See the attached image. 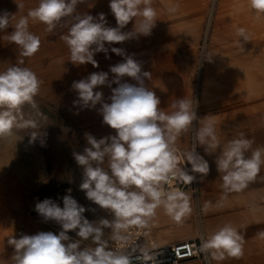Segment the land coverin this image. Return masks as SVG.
Listing matches in <instances>:
<instances>
[{"label": "clouds", "instance_id": "obj_1", "mask_svg": "<svg viewBox=\"0 0 264 264\" xmlns=\"http://www.w3.org/2000/svg\"><path fill=\"white\" fill-rule=\"evenodd\" d=\"M15 3L19 9L24 7L23 3ZM83 3L85 0H39L36 7L18 19L6 10L0 12V32L14 29L2 39L14 43L19 52L17 63L0 71V140L13 136L14 129L38 128L37 120L26 119L23 112L25 105L38 109L35 97L42 85L37 74L25 66L24 58L33 57L41 47L40 37L29 30L30 20L46 25L50 34L58 28L67 29L59 38L68 48V61L74 65L90 63L94 68L99 67L94 59L96 53L103 52L110 59L105 42L114 44L150 36L156 26L158 13L152 6L153 0H110L115 27L108 26L103 12L96 16L78 12L77 6ZM249 6L257 19H264V0H249ZM168 11L175 13L176 7ZM133 20V29L122 31ZM236 34L244 42L250 41L245 28H238ZM238 44L243 47L240 39ZM110 51L123 57L122 62L109 68L113 78L109 79V72H93L73 81L71 90L77 93L74 106L96 109L103 124L115 130L114 135L100 139L85 133L87 146L82 153H73L77 164L83 167L80 190L112 219L89 220L85 213H94L96 209L78 203L71 188L57 200H37L34 211L43 221L55 222L61 230L58 234L41 231L21 234L19 238L11 236L7 240L14 248L11 264H161L157 257L162 253L154 251L157 245L148 247L134 242L132 229L138 230L137 237L149 236L160 209L176 225H183L192 215V196L173 184L191 185L197 179L182 163H189L191 172L200 174L201 180L207 177L210 166L195 146L183 154V160L177 154V141L189 130L194 131L195 140L206 154H215L219 149L215 158L222 190L218 206L230 193L248 188L264 167V147L254 148V140L242 132L222 144L215 120L198 118L187 98L175 100L171 112L161 109L159 97L145 85V78L150 80L151 73L142 72L134 54H126L118 47H111ZM125 76L136 83L123 81ZM113 84L117 86L113 88ZM101 86L111 89L110 103L102 91L95 90ZM194 121H198L199 127H194ZM36 136L33 131L30 143ZM58 200H62V207ZM210 203H205V211ZM250 210L255 211V206ZM70 231L78 239L71 238ZM256 236L264 239V229ZM199 240L195 254L203 253L206 261L221 262L244 255L245 236L230 222L207 235L201 234ZM176 254L179 256V249Z\"/></svg>", "mask_w": 264, "mask_h": 264}, {"label": "rangeland", "instance_id": "obj_2", "mask_svg": "<svg viewBox=\"0 0 264 264\" xmlns=\"http://www.w3.org/2000/svg\"><path fill=\"white\" fill-rule=\"evenodd\" d=\"M16 2L23 3L24 7L19 9L15 0H0V12L6 10L16 14L18 19L26 16L30 8L36 7L39 0ZM109 2L85 0V3L77 6V11L96 16L110 9ZM171 7H176L175 13L168 11L172 19L179 20V23H173L176 25L173 28L179 29L174 39L177 45L165 50L154 61L142 65V72L151 73L150 80L145 78V85L159 97V107L171 112L175 100L187 98L191 100L198 118L215 120L222 144L242 132L246 138L254 140V148L264 147V49L261 51L264 48V19L256 18L249 0H170L167 10ZM106 19L108 26L114 25V17ZM238 28H245L249 33L248 44H254L253 39L260 36L263 46L237 47L241 39L236 34ZM13 30L9 27L0 32V71L15 65L18 60L17 46L2 39ZM29 30L40 37L41 47L33 57L24 58L25 66L37 74L42 85L35 97L38 109L33 110L25 105L23 112L26 119L37 120L38 128L14 129L13 136L0 140V264H11L14 248L7 243L11 236L19 238L21 234L34 235L41 231L58 234L61 230L55 222L43 221L34 211L37 200H57L66 194V189L71 188V194L78 203L96 209L94 213H85L89 220L112 219L108 212L87 200L85 192L80 190L83 167L77 164L73 156L74 152L82 153L87 146L85 133L97 139L115 134V130L103 124V117L96 109L74 106L77 93L71 90L73 81L86 78L93 72L105 71L100 64L101 56L105 53L94 56L98 68L90 63L74 65L68 61V48L59 38L67 29L58 28L55 34H50L46 25L30 20ZM169 79L175 80L177 85L163 88L165 86L162 87V84ZM123 81L136 83L127 76ZM159 85L161 87L158 89ZM116 86L112 85L113 88ZM95 90L102 91L106 102L110 103V88L101 86ZM238 94L245 96L235 97ZM96 107L98 109L100 105ZM193 124L199 127L198 121ZM33 131L37 132V136L30 143ZM192 145L196 146L197 153L210 166L203 180L197 173L198 192L185 191L192 196V216L196 228L192 236H175L168 241L176 242L206 233L203 229L205 225L211 229L220 221L230 222L234 226L241 224L250 228L251 242L258 247V251L235 263L264 264V239L256 236L259 230L264 229V167L248 188L240 193H230L218 206L222 190L215 158L219 149L215 154H206L204 147L195 140L192 130L182 134L177 141V147L182 150ZM203 200L211 202L207 211L204 210ZM58 202L62 207V200ZM253 206L255 211L250 210ZM190 220L191 217L184 224L188 226ZM172 222L171 219L162 222L156 231L160 228L176 233L179 225ZM68 234L78 239L74 231Z\"/></svg>", "mask_w": 264, "mask_h": 264}, {"label": "crops", "instance_id": "obj_3", "mask_svg": "<svg viewBox=\"0 0 264 264\" xmlns=\"http://www.w3.org/2000/svg\"><path fill=\"white\" fill-rule=\"evenodd\" d=\"M168 1L170 2V0H163V1L153 0L152 6L156 9L158 15H157L156 26L153 28L152 34L150 36H139L138 38H132L125 42L114 43V44H108V42H105V47L109 48L108 56H110V59H108L105 57V55H102L100 59V64L103 66V69L105 70V72H109L110 66L123 61V57L118 56L110 51L111 47L121 48L125 50L126 54H134V59H136L137 61L141 63V65H143L151 61H154L155 58L158 57L159 55L161 56V54H163L165 50H168L172 48L174 45H177V42H175L174 39H175L176 32L179 29H177V27L173 28V26H176L173 23H179V20L176 19V21H174L172 19L171 17L172 14H170L167 10ZM105 14H106V17H114L110 9L108 8L105 10ZM134 23H135L134 20L129 22V24L124 29H122V31L124 32L131 31L133 29ZM115 26H116V21L112 27H115ZM113 76L114 74L109 72V78H112ZM203 202L204 204L206 203L205 200H203ZM213 206L214 205H212V207ZM225 223L226 222L224 221H220L217 226L211 227V229H207L205 225L203 229L207 234H209L212 231L219 228L220 226L224 225ZM235 226L245 236L244 255L241 258L249 257L251 255L256 254V252L258 251V247L253 245V242H251V239L253 237H252V233L250 232V228L246 227L245 225H241V224L235 225ZM155 235L156 233L152 229V233H151L152 240L156 243H160V242H157ZM168 242L169 241L161 242V243H168ZM241 258H228L221 262L212 260L210 262H212V264H236L235 261ZM197 263H198V260H191V261H186L180 264H197Z\"/></svg>", "mask_w": 264, "mask_h": 264}, {"label": "built area", "instance_id": "obj_4", "mask_svg": "<svg viewBox=\"0 0 264 264\" xmlns=\"http://www.w3.org/2000/svg\"><path fill=\"white\" fill-rule=\"evenodd\" d=\"M194 145L190 146L187 150H182L177 147L178 152L177 154L181 156V159L183 160V154L192 150ZM196 147V146H195ZM182 167L189 170V174L195 175L197 178V173L191 172V165L187 162ZM173 187H178L181 191H191L193 193L198 192V185H197V179L191 184V185H184V184H176L174 182ZM137 229H132V239L133 241H137L138 244H144L145 246L151 247L152 244L157 245V248L154 249V251H157L159 253H162V255H159L157 258L161 261V264H180L186 261L191 260H198L199 264H210V261L205 260V256L203 253L195 254L196 249L199 247L200 240L199 237L201 234L207 235L206 233H199L197 236L183 239L176 242H168V243H156L151 238L152 229H150L149 236L145 237L141 235L140 237L136 236ZM113 247H117V245L113 244ZM176 249H179V256L176 254ZM193 252L194 254L189 255V252ZM136 255H139V253H136ZM135 264H139V262H135Z\"/></svg>", "mask_w": 264, "mask_h": 264}, {"label": "bare ground", "instance_id": "obj_5", "mask_svg": "<svg viewBox=\"0 0 264 264\" xmlns=\"http://www.w3.org/2000/svg\"><path fill=\"white\" fill-rule=\"evenodd\" d=\"M252 40V39H251ZM254 40V44H251V42L248 44V42H244L243 41V38H241L240 39V41H241V43H242V45H243V47H241L240 46V44H238L237 43V47H239V48H247L249 45L251 46L252 45V47H258V48H261L262 46H263V38H261L260 36H256L255 37V39H253ZM263 49L264 48H261V51H263ZM229 57V56H228ZM238 57V56H237ZM143 60V59H142ZM145 60H147V59H145ZM141 61V60H140ZM144 61V60H143ZM231 62V61H230ZM164 66H166V65H164ZM242 67H244V66H242ZM157 68H158V66H157ZM166 68V67H165ZM164 68V69H165ZM164 69H162V70H164ZM211 69V68H210ZM239 69H240V67H239ZM167 71V70H166ZM246 71V70H245ZM244 71V72H245ZM239 74V73H238ZM240 76V75H239ZM174 77V76H173ZM172 78V77H171ZM162 80V79H161ZM166 80V79H165ZM163 82V81H162ZM172 85H177V83H176V81L175 80H172V79H169V81L167 82V83H163L162 84V87L163 86H165V87H163V88H167V87H171ZM161 87V85H159L157 88L159 89ZM156 88V89H157ZM243 96H245V94H243V95H236L235 97H237V98H242ZM230 98V97H229ZM237 102V101H236ZM192 215H193V212H192ZM190 216L191 217V220H190V223L188 224V226H186L185 224H183V225H179L178 226V229L176 230V233H170L169 232V230H166V229H163V230H161L160 228H159V230L158 231H156L157 229H158V227H160V225L159 224H161L162 222H164V221H168V219H170L167 215H165L164 214V212H163V210L162 209H160V210H158V215H157V217L155 218V223H154V226L151 228V229H153V231L156 233V239H157V242H167L168 240H169V238H171V237H175V236H179V237H189V236H192L193 234H194V232H195V228H196V222H195V220L193 219V216ZM187 221V220H186ZM173 223V222H172ZM192 233V234H191ZM152 237V236H151ZM6 261V260H5ZM247 261H248V259H247ZM256 261H258V260H256ZM249 262V261H248ZM251 264V263H250ZM253 264H255V263H253Z\"/></svg>", "mask_w": 264, "mask_h": 264}]
</instances>
